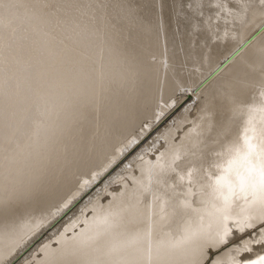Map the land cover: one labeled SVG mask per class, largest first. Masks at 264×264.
<instances>
[{"label":"bare ground","instance_id":"1","mask_svg":"<svg viewBox=\"0 0 264 264\" xmlns=\"http://www.w3.org/2000/svg\"><path fill=\"white\" fill-rule=\"evenodd\" d=\"M156 129L21 264H264V0H0V264Z\"/></svg>","mask_w":264,"mask_h":264},{"label":"rangeland","instance_id":"2","mask_svg":"<svg viewBox=\"0 0 264 264\" xmlns=\"http://www.w3.org/2000/svg\"><path fill=\"white\" fill-rule=\"evenodd\" d=\"M156 132L157 129L154 130V132L150 133L146 138L141 139L135 146L131 147L132 149H130V151H128V153H126L124 157H121L123 159L120 158L119 161L114 164L115 166L113 165V168L111 167V169H109L106 173L101 176L99 181L94 183L95 185H92V187L86 190V192L82 196H80L73 204L69 205L68 208L62 214L56 216V218L53 217L55 218L53 223V220L50 219L47 223L40 227L48 229H45L44 231L46 232L43 235L38 236L35 242L31 243L30 245L25 244L26 247H22L23 250H21L18 255H16V252V256L13 258L12 261L9 262V264H21L22 260L29 257L28 255H31V253L36 249L35 247L39 244L40 241L49 237V235H53L55 232H60L63 227H65L69 222L73 221V219H75L79 215V212L81 211L80 208L83 210V206L87 204L88 201H91L92 198H95L97 195H100L103 191H105L104 189H106V187L110 188L111 186L115 185V179H117V177L123 174L128 164H130L134 159H136L139 154L141 155L142 153H144L147 147L149 148L154 144L153 137L156 136ZM6 260L9 261V259ZM208 262L210 263L209 260Z\"/></svg>","mask_w":264,"mask_h":264},{"label":"snow or ice","instance_id":"3","mask_svg":"<svg viewBox=\"0 0 264 264\" xmlns=\"http://www.w3.org/2000/svg\"><path fill=\"white\" fill-rule=\"evenodd\" d=\"M247 143V153L245 159L249 162V167L246 174L241 175L237 173V178L240 186L243 189L245 186L253 189H259L264 192V157H261L259 164L256 163L258 152L256 146L251 142ZM264 260V257L260 258ZM251 264H259V261H252Z\"/></svg>","mask_w":264,"mask_h":264}]
</instances>
